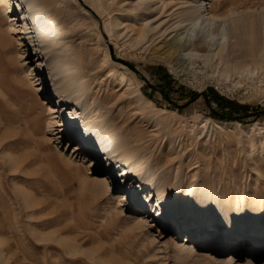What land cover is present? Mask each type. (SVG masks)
<instances>
[{
	"label": "rangeland",
	"instance_id": "1",
	"mask_svg": "<svg viewBox=\"0 0 264 264\" xmlns=\"http://www.w3.org/2000/svg\"><path fill=\"white\" fill-rule=\"evenodd\" d=\"M51 1L57 44L77 74L76 88L86 94L85 121L128 155L129 177L140 175L133 183L142 198L183 207L189 219L175 212L168 229L147 216L139 224L136 198L117 206L122 186L102 192L86 176L81 162L89 159L68 162L75 139L63 116L49 114L53 105L29 74L34 59L27 57L15 15L0 3V264H264V236L246 233L264 228V72L250 60L233 70L225 47L224 63L209 60L208 52L196 63L187 60L179 79L163 64L109 44L121 0H113V14L112 0H88L98 13L85 0ZM161 1L166 16L147 20L163 27L152 46L193 37L191 23L180 27L186 0ZM214 4L226 7L225 0ZM141 18L133 22L138 26ZM219 113L240 120H220ZM213 120L242 127L220 128ZM95 169L98 179L108 174ZM194 215L225 216L228 225L214 223L191 237L185 227ZM203 233L208 239H200ZM189 237L194 242L187 244Z\"/></svg>",
	"mask_w": 264,
	"mask_h": 264
},
{
	"label": "bare ground",
	"instance_id": "2",
	"mask_svg": "<svg viewBox=\"0 0 264 264\" xmlns=\"http://www.w3.org/2000/svg\"><path fill=\"white\" fill-rule=\"evenodd\" d=\"M85 1L98 13L92 2ZM192 1L193 5L190 3ZM209 1L206 6L201 0H186L183 2L184 4L182 3L183 7L182 5L180 7L183 8V11L179 13L181 26L178 25L184 27L191 23L194 38L189 37L187 34L186 36L175 37L168 41L161 40L160 43L152 46V43L161 36L159 33L163 27L156 30L158 25L155 27L149 26L147 20L154 15L165 17L164 3L161 0H121V13L116 15L115 19L113 18L114 29H117V33L112 32L111 34L109 31L107 32L109 44H115L120 52H126L125 55L134 53L137 56V53H139L145 61L161 63L169 69L172 75L179 79H182L184 75L182 65L187 60L196 63L201 59L200 57L203 54H207L208 52H211L209 60L217 56V59L224 63L222 54L225 52V47L230 48V53L232 54L230 63L233 65V70L239 69L242 66L244 68L245 62L250 60L255 69L264 72L263 2L260 0H225L226 7L221 11L214 4V0ZM0 3L7 6L8 13H12L13 16L15 15L12 21L17 23L19 33L21 34L20 39L25 43L24 46L27 48V57L34 59L31 61L34 65L28 67L29 74L34 75L38 90L41 94L49 96V101L53 105L48 107L49 114L55 113L63 116L67 121L69 139L77 140L75 145L71 147L73 149L70 154L71 159L68 162L70 164L78 162L76 160L78 155L80 158L83 155L89 159V161H86L88 164L85 161L81 162L84 165L85 171H87L86 176L92 178L91 184L99 187V190L103 189L102 192L115 191L117 187L122 186L123 190L116 193L117 198L115 201L117 206L123 201H133L136 198L134 204L137 203L140 207L139 210L142 212L137 213L138 219H136L139 224L144 223L141 217L147 216V218H153L152 222L162 223L168 229L169 225L172 224H169L168 220L177 217L174 215L175 212H183L185 214L184 218L189 219L183 207L171 205L164 199L159 201L158 199L148 197L142 198L139 188L133 183V179L140 178V175L134 174L133 177H129L128 169L130 165L126 164L128 155L122 152L119 153L114 144H107L106 139H103V135L99 132L97 125H91L85 121L83 114L85 111L86 94L84 95V93L78 91L76 88L73 79L77 74L70 71L72 69H70L69 65L70 60L67 61L66 57L64 58V54H62L57 44L55 36H57L58 32H55L53 23L47 12V9L53 4L52 1L0 0ZM112 3L110 12L113 14V0ZM136 15L144 17L139 19L140 23L138 26L133 22ZM62 30L64 31V28ZM213 39L217 40L215 41L218 46L217 52H214L211 46ZM105 46L107 47L108 45L105 44ZM120 65L125 69V66ZM229 72V69H226V73L228 74ZM73 74L75 75L73 76ZM213 121L220 128L226 126L235 128L236 125L242 127L240 123L228 124ZM206 122L204 121L200 127L205 128ZM51 126L52 124L49 121L46 128L51 130ZM73 155H76V157H73ZM93 156L97 161L94 160ZM82 159L84 160V158ZM94 167L98 173L103 174L104 170L108 172L106 176L103 175V180L98 179V177L96 178L93 170ZM125 179L127 180L125 181ZM117 206L116 208L123 213V210L120 209L121 207ZM169 215L173 216L170 218L168 217ZM191 219L193 220L191 221V225L185 227V232L191 237L199 229L207 230L214 227V223L220 226L228 225L227 217L221 215L206 220L194 215ZM241 225L239 224L236 227L237 232L244 230ZM173 230L176 231V227H173ZM246 233L264 236V228L252 226ZM206 234L203 233V236L201 234L200 239L204 238ZM48 235L41 236L42 238L40 239L48 238ZM191 237L187 239V244L190 241L194 242ZM235 249L237 252L240 247Z\"/></svg>",
	"mask_w": 264,
	"mask_h": 264
},
{
	"label": "trees",
	"instance_id": "3",
	"mask_svg": "<svg viewBox=\"0 0 264 264\" xmlns=\"http://www.w3.org/2000/svg\"><path fill=\"white\" fill-rule=\"evenodd\" d=\"M217 118L220 119V120H223L224 118H228V119H238V120H240V118H238L236 116L225 115V114H222V113H219Z\"/></svg>",
	"mask_w": 264,
	"mask_h": 264
},
{
	"label": "water",
	"instance_id": "4",
	"mask_svg": "<svg viewBox=\"0 0 264 264\" xmlns=\"http://www.w3.org/2000/svg\"><path fill=\"white\" fill-rule=\"evenodd\" d=\"M77 140H75V142H76Z\"/></svg>",
	"mask_w": 264,
	"mask_h": 264
}]
</instances>
